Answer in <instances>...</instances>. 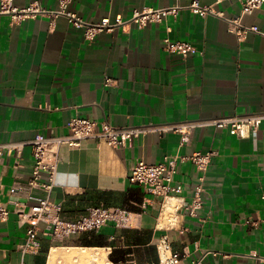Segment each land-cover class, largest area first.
I'll return each mask as SVG.
<instances>
[{
	"label": "crops",
	"instance_id": "0c3cea01",
	"mask_svg": "<svg viewBox=\"0 0 264 264\" xmlns=\"http://www.w3.org/2000/svg\"><path fill=\"white\" fill-rule=\"evenodd\" d=\"M191 1L72 0L70 9L89 21L126 20L135 8L183 7L144 28L131 23L94 41L63 16L52 25L48 17L16 22L0 14V144L66 135L75 116L140 127L264 112V6L242 17L258 31L239 37L223 18L190 10ZM15 2L25 6L30 0ZM201 2L227 17L242 10L241 0ZM41 3L58 7V0ZM167 37L198 52H169ZM195 151L214 152L203 206L197 216L183 212L171 225L161 214V199L129 182L131 167L137 159L159 163L165 155ZM33 165L31 145L19 155L0 156V205L10 211L0 221V264H93L95 255L97 264L159 262L163 240L168 254L180 255L176 264H264V130L239 138L227 129L201 127L184 145L173 131H150L120 147L95 139L63 145L52 193L62 215L76 219L91 206L126 207L129 222L62 241L40 233L39 250L23 254L19 246L28 225L15 203H33L27 187ZM198 176L190 161L178 164L173 183L183 190L175 203L191 201Z\"/></svg>",
	"mask_w": 264,
	"mask_h": 264
},
{
	"label": "built area",
	"instance_id": "2783aa9c",
	"mask_svg": "<svg viewBox=\"0 0 264 264\" xmlns=\"http://www.w3.org/2000/svg\"><path fill=\"white\" fill-rule=\"evenodd\" d=\"M15 1L0 0V14L9 15L16 22L28 18L48 17L52 25L57 17L63 16L73 27L81 29L88 41H94L102 32H114L119 27H125L131 23L136 24L139 28H144L149 23L161 21L168 14L176 15L183 8L180 4L159 8H135L130 18L126 20L119 15L114 21L109 17H103L99 21H89L70 9L72 0H58L57 8H48L41 3V0H30L25 6H18ZM241 3V14L235 17H227L222 11H217L212 6L203 5L201 0H192L187 7L203 16L214 14L223 18L231 31L239 37H243L249 31H258L256 26H247L243 23V15L264 6V0H241ZM165 44L167 51L180 54L183 57L198 52L197 47L186 41L172 40L167 37ZM209 126L227 129L236 137L247 138L252 133L264 130V112L140 127L113 126L107 121L98 123L93 119L75 116L68 122L70 132L66 135L37 134L33 140L27 142L0 144V156L5 151L9 153L15 151L19 155L24 146H32L34 165L32 175L27 181V187L29 198L33 200V203L28 208L23 203H15L20 221L28 225L26 238L19 246L20 251L23 254L38 251L40 233L49 236L52 240L62 241L73 235L99 231L103 226L109 224L124 227L129 222L131 212L126 207L91 206L76 219H68L62 215V205L52 201V193L56 186L60 149L63 145L79 147L84 141L95 139L112 147H120L131 145L135 138L150 131L176 132L181 135V145H184L191 140L195 129ZM213 155V151H195L189 155H165L159 163H149L143 159H137L131 167L128 180L131 184L140 186L147 194L160 198L161 214L167 215L168 221L173 225L183 212L191 216L198 215V210L203 206L205 174L210 168ZM184 161H190L196 167L199 176L191 201L180 204L174 201H178L183 187L181 184H174L173 180L178 170V164ZM9 214L10 211L0 205V221H6ZM260 221L264 223V217ZM247 223L254 224V221L247 220ZM159 249L161 250L159 262L144 264H176L180 260L178 253L168 254L170 245L167 240L160 242ZM97 259L98 255H95L93 264H97ZM193 264H198V262Z\"/></svg>",
	"mask_w": 264,
	"mask_h": 264
},
{
	"label": "trees",
	"instance_id": "16d2710c",
	"mask_svg": "<svg viewBox=\"0 0 264 264\" xmlns=\"http://www.w3.org/2000/svg\"><path fill=\"white\" fill-rule=\"evenodd\" d=\"M112 258L114 259V257L112 256Z\"/></svg>",
	"mask_w": 264,
	"mask_h": 264
}]
</instances>
